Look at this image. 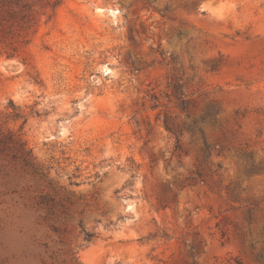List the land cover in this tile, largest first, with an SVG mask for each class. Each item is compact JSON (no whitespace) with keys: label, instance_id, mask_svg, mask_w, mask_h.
I'll use <instances>...</instances> for the list:
<instances>
[{"label":"rangeland","instance_id":"1","mask_svg":"<svg viewBox=\"0 0 264 264\" xmlns=\"http://www.w3.org/2000/svg\"><path fill=\"white\" fill-rule=\"evenodd\" d=\"M5 51L0 264H264V0H64Z\"/></svg>","mask_w":264,"mask_h":264},{"label":"trees","instance_id":"2","mask_svg":"<svg viewBox=\"0 0 264 264\" xmlns=\"http://www.w3.org/2000/svg\"><path fill=\"white\" fill-rule=\"evenodd\" d=\"M63 1L0 0V46L7 49L6 56L13 57L20 47L29 44L31 36L36 32L40 22L52 21ZM14 118L23 119V122H26V118L20 112H15ZM164 127L167 131H172L166 121ZM21 130L20 128L15 133L8 132L6 134L0 132V150H10L14 158L18 156L24 165L31 166L32 153L23 140Z\"/></svg>","mask_w":264,"mask_h":264}]
</instances>
